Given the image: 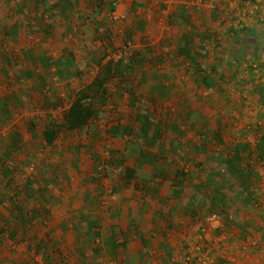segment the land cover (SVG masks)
Here are the masks:
<instances>
[{
	"label": "rangeland",
	"instance_id": "rangeland-1",
	"mask_svg": "<svg viewBox=\"0 0 264 264\" xmlns=\"http://www.w3.org/2000/svg\"><path fill=\"white\" fill-rule=\"evenodd\" d=\"M78 3L67 16L60 18L55 10V16L50 18L42 10L43 5H35L33 0H0V15L10 8L14 10L5 21L22 23L19 35L0 36V98L9 96L12 103L7 116L0 114V219L17 223L26 209H38L41 213L32 224H24L14 239L8 237L7 231L0 232V264H59L58 249L65 256L63 264H123V260L135 264L136 255L131 252L138 245L140 233H145L143 239L151 243V250L159 249L152 254L154 260L161 255L158 242L163 233L177 241L178 247H183L184 238L188 237L197 241V245L207 244L212 231L218 229V224L208 218L213 212L221 211L220 201L216 200L214 206L210 204L208 191L215 184L227 182L216 173L223 170L212 153L229 156L238 143L249 148L250 153L242 152V156L256 173L257 200L250 204L248 227L241 234L237 223L242 220L235 208L240 198L235 190H226L225 211L231 222L222 230L227 233V246H253L251 241L258 237L246 241L247 236L253 237L252 233L264 229V91L260 88L264 85H259L260 80L264 84V0H114L111 3L78 0ZM21 6H25L24 16L17 12ZM184 9L192 14L194 25L206 23L209 31L219 37H225L230 27L242 28L239 22L248 23L256 34V38L247 39L240 70L232 64L239 45L231 37L218 53L211 50L203 67L215 68L218 83L215 87L199 86L194 75L187 72V64H181L173 56L181 30L171 17L180 21ZM29 15L35 21L41 16L46 24L52 25L51 34L41 31L40 24L34 25L35 31H28ZM127 31H133V35L125 40ZM104 33L107 38H102ZM147 47L164 53V62L152 73L155 76L161 72L163 76L165 99L157 104V113L167 117L168 130L164 145L156 153L166 168L165 181L153 192L151 187L156 182L151 177L152 164L145 162L138 165L134 186L122 191L119 168L107 167L104 160L111 156L112 150L124 151L128 138L114 136L109 129L116 124L132 126L137 111H150L146 97L154 80L149 78L139 85L140 99L134 109L129 95L120 90L121 84L114 79L108 86V101L99 116L82 130L64 134L55 148L45 145L39 134L49 119H59L63 107L43 110L36 103L44 96L51 100L62 96L71 101L73 91L93 78L97 69L94 57L107 53L106 60L127 59ZM69 56L74 61L61 78L56 73L57 63ZM45 57L54 65L44 66ZM248 61H252V72L245 68ZM4 66L10 70L7 75ZM22 68L33 69L35 77L16 79L15 73ZM35 73H42V82ZM220 73L224 74L223 80ZM175 118L183 133L173 129ZM217 128L222 131L220 142H214L211 134ZM16 131L21 140L13 144ZM203 144L205 152L201 150ZM179 146L186 160L174 161L170 154ZM6 150L10 152L8 159H4ZM128 163L135 165L133 159ZM182 166L195 177V183L205 184V188L196 192L189 187L181 199L172 193L171 183L177 167ZM192 193L198 201L190 207L188 195ZM13 201L21 213L13 212ZM190 208L198 215L194 216ZM224 212H220L222 216ZM126 213L132 218L128 219ZM89 221L99 228L95 244L85 235ZM49 230L52 236L49 245L42 243L38 253L28 246L32 240H46ZM115 242L125 245L124 253L110 250L109 245Z\"/></svg>",
	"mask_w": 264,
	"mask_h": 264
},
{
	"label": "trees",
	"instance_id": "trees-1",
	"mask_svg": "<svg viewBox=\"0 0 264 264\" xmlns=\"http://www.w3.org/2000/svg\"><path fill=\"white\" fill-rule=\"evenodd\" d=\"M35 5L42 4V10L48 14V17L52 18L57 15L60 18L67 16L68 12L78 6V0L72 2V0H33ZM108 1L111 3L114 0H99L100 3ZM25 7V6H24ZM23 6L18 8L17 12L23 14ZM79 8V7H78ZM56 10V14L54 13ZM14 12L13 9H9L8 12H4L0 15V36H10V35H19L21 32V22H16L13 24H8L5 21V17ZM55 14V15H54ZM181 15V20L176 21V18L172 16L171 18L179 26L180 40L176 49L174 50V57L180 59V63L187 64V72L194 75L196 82L199 86H205L212 88L218 85L215 78V68L205 69L203 65L209 57L211 50L214 53H218L221 48H224L227 45L228 37H231L234 42H237L239 45V52L233 56V66L236 70H240L242 67L241 57H243L246 50L247 39L253 36L256 38V34L250 30L248 23L239 22L238 25H242V28L236 29L234 27L228 28L226 31L225 37H219L216 32H210L208 25L205 23L202 26H197L193 24L192 14L189 10L184 9ZM215 15V14H214ZM24 16V14H23ZM27 30L32 32L37 29L34 25H38L39 29L45 34H51L52 25L46 24L45 19L41 16L38 19L31 17L30 15L26 17ZM133 31H127L123 38L125 40L131 39ZM107 33H104L102 38H107ZM164 42V41H162ZM166 43H169L166 40ZM104 48V47H102ZM101 48V51H102ZM163 54L157 52L154 47H147L145 49H140L134 52L130 58L124 59L119 58L114 60L109 58L106 60L107 53H103L99 58H93V62L96 65L97 69L93 78L73 91L71 101H68L66 97H56V99L51 100L47 97H42L37 101L38 104L43 110H49L54 107H63L60 117L58 120L49 119L45 124L44 128L40 131L39 136L41 137L43 143L51 148L57 147V142L64 134L75 133L79 130L90 125L100 114L101 108L107 104L109 97V84L117 79V84H121L120 90H124L125 93L129 95L131 106L136 109L137 102L140 99L139 94V85L143 81H149V78L154 80L150 86V93L147 95V100L151 104L150 111H137L134 117V122L132 126H124L121 124L112 125L109 129V132L114 136H127L125 149L124 151L112 150L111 156L104 160V163L107 167L119 168V180L121 181L120 190L126 191L129 187H133L135 180L138 179V165L145 162H150L152 164L151 177L156 182L155 186L151 187L153 192L158 190V187L165 181L163 173L166 171V168L163 167L161 160L157 157V149L162 148L165 142V135L167 132V117L163 114L157 113V104L163 103L161 100L163 98L164 89L163 86V76L160 72L157 75L153 76L152 71L160 66L164 62ZM44 66L51 67L54 63L51 62L48 58L42 59ZM72 56H69L66 61H59L58 67L56 68V73L62 78L64 74L69 71L70 65L73 63ZM232 62V61H231ZM148 65V67H147ZM248 71H253L252 61H248L247 66L245 67ZM6 75L10 73L9 69L2 67ZM147 69V70H146ZM151 76H150V73ZM36 78L42 82V73H35ZM16 79H22L23 77L34 78V71L31 68H22L20 72L15 73ZM150 76V77H148ZM219 78L223 80L224 74L220 73ZM262 80L259 81V85H264ZM264 91V86L260 87ZM11 99L9 96H3L0 98V114L8 115L11 111ZM188 113V111H186ZM176 118L173 122V129L180 133H183L177 125ZM33 127L32 124H30ZM30 127V126H29ZM33 131V128H30ZM221 129L217 128L211 131L214 142H220V133ZM33 133V132H32ZM35 136V134H32ZM21 140V135L19 131H16L13 134L12 143L17 144ZM180 148V149H179ZM172 149V148H171ZM201 150L205 152L206 145L203 144ZM249 148L245 143H238L234 145L233 153L229 156H222L217 152L212 153L213 158L218 161L222 166L216 172L220 177L224 176L227 182H221L215 184L208 191L209 202L214 206L215 201H220L221 211L224 212L227 206L226 202V190H235L239 196V202L235 205V208L239 212L242 222H238L237 226L240 228L241 234H243L247 227L250 219V204H254L257 200L256 186H258L257 177L254 169L249 163H246L243 159L242 152H247ZM250 152L248 151V154ZM262 153H260L261 155ZM172 160H186L185 154L181 147L173 148L170 154ZM211 156V155H209ZM10 157V152H4V159ZM99 157V156H96ZM129 159L135 161V165H130L128 163ZM177 162L174 163L176 165ZM6 172L9 170L6 168ZM225 172V174L223 173ZM142 181V180H141ZM145 182V181H143ZM172 193L178 198H183L185 196V191L187 188H193L196 192L205 188V184L195 183V177L186 169L184 166L177 167L174 176L172 178ZM26 189L29 188V184H25ZM30 189V188H29ZM188 206L193 207L196 205V196L195 193L188 195ZM13 212H20L21 208L13 201ZM192 214L197 216L198 213L190 208ZM194 210V211H193ZM190 211V212H191ZM22 212V211H21ZM20 212V213H21ZM218 212V211H217ZM218 212V213H220ZM41 213L38 209L30 211L26 209L22 212L20 216V221L17 223H11L8 218L0 219V232L7 231L8 237L14 239L19 232L24 228V224H32L37 216ZM221 215V213H220ZM222 216V215H221ZM229 213L226 211L223 214V229L227 228L228 222H231L229 218ZM2 222V224H1ZM220 234V230H216ZM47 232L46 240H32L29 243L30 248H35L38 253V248L41 247L43 243L44 246L49 245L52 236ZM86 238L92 243H94L97 236L100 235L99 228L95 226L94 222H88V229L85 232ZM244 236V235H242ZM95 244V243H94ZM210 242H207V246ZM47 247V246H46ZM110 250L115 249L116 254H122L125 252V245L121 243H112L109 245ZM55 248L53 251H56ZM59 253V264L64 263V255L58 249ZM49 256V254H47ZM124 259V257H122ZM127 260H123V264Z\"/></svg>",
	"mask_w": 264,
	"mask_h": 264
},
{
	"label": "crops",
	"instance_id": "crops-1",
	"mask_svg": "<svg viewBox=\"0 0 264 264\" xmlns=\"http://www.w3.org/2000/svg\"><path fill=\"white\" fill-rule=\"evenodd\" d=\"M128 216L127 214V217ZM123 218L124 217H122V220ZM131 218L130 216L128 217V219ZM223 225V222L219 223L217 225L218 229L212 231L213 235H211V240L208 239L210 240L208 246L206 243L197 245L195 243L197 241L193 239L190 240V237H183V247H178L177 241L168 239L169 234L164 235L163 233L158 242L162 251H160L161 255L157 260L153 259L154 255L152 256V254L157 253L159 249L156 248L157 250H151V243L143 239L146 238L145 233H140L138 245L134 247L135 250L131 252L132 255H136L134 262L135 264H182L184 255L191 254L195 262L200 259H205L207 260V264H264V229L257 234L252 233L253 237L247 236L246 241H251L253 238L258 237V241H251V243L254 244L253 246H249V248H245L243 245L232 247L227 246L228 237L227 233L222 230ZM216 230H220V234H218ZM135 242L133 244H135ZM141 244H144V246L142 247ZM128 253H130V251Z\"/></svg>",
	"mask_w": 264,
	"mask_h": 264
},
{
	"label": "built area",
	"instance_id": "built-area-1",
	"mask_svg": "<svg viewBox=\"0 0 264 264\" xmlns=\"http://www.w3.org/2000/svg\"><path fill=\"white\" fill-rule=\"evenodd\" d=\"M208 220L211 223L214 222V223L219 224L221 222V215L217 212H213L212 215L208 218ZM182 264H207V260L200 259V260H197V262H195L191 254H185L182 259Z\"/></svg>",
	"mask_w": 264,
	"mask_h": 264
}]
</instances>
